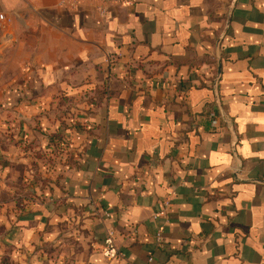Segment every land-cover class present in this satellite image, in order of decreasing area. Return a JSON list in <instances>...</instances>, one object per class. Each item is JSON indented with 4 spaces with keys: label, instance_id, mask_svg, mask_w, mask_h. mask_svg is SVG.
Wrapping results in <instances>:
<instances>
[{
    "label": "crops",
    "instance_id": "crops-1",
    "mask_svg": "<svg viewBox=\"0 0 264 264\" xmlns=\"http://www.w3.org/2000/svg\"><path fill=\"white\" fill-rule=\"evenodd\" d=\"M67 4L0 0V264H264V0Z\"/></svg>",
    "mask_w": 264,
    "mask_h": 264
},
{
    "label": "built area",
    "instance_id": "built-area-1",
    "mask_svg": "<svg viewBox=\"0 0 264 264\" xmlns=\"http://www.w3.org/2000/svg\"><path fill=\"white\" fill-rule=\"evenodd\" d=\"M98 2L102 5H108V4H116V5H127L131 2V0H67V5L70 9H76L77 7H79L81 4L85 3V2ZM103 9L102 7L100 8V12L103 13ZM210 118L213 119L214 115L210 114ZM162 234L161 230H158L156 233V241H160V236ZM112 234L108 233V237L106 240V246L109 247V252L115 254L113 246H112ZM149 261H151V259H149Z\"/></svg>",
    "mask_w": 264,
    "mask_h": 264
},
{
    "label": "trees",
    "instance_id": "trees-1",
    "mask_svg": "<svg viewBox=\"0 0 264 264\" xmlns=\"http://www.w3.org/2000/svg\"><path fill=\"white\" fill-rule=\"evenodd\" d=\"M63 137L57 135V136H52L50 139V142H53V145H59V144H65V141L62 140Z\"/></svg>",
    "mask_w": 264,
    "mask_h": 264
},
{
    "label": "water",
    "instance_id": "water-1",
    "mask_svg": "<svg viewBox=\"0 0 264 264\" xmlns=\"http://www.w3.org/2000/svg\"><path fill=\"white\" fill-rule=\"evenodd\" d=\"M230 13H231V11L229 12V15H228V19H227V22H226V27H227V25H228V21H229V18H230ZM217 68H218V67H217ZM219 76H220V72H219V69H218V71H217V75H216V78H215V80H214V88L216 87V84H217V82H218Z\"/></svg>",
    "mask_w": 264,
    "mask_h": 264
},
{
    "label": "rangeland",
    "instance_id": "rangeland-1",
    "mask_svg": "<svg viewBox=\"0 0 264 264\" xmlns=\"http://www.w3.org/2000/svg\"><path fill=\"white\" fill-rule=\"evenodd\" d=\"M21 187H22V186H21ZM21 190L24 191L25 188H22ZM4 191H5V190H4ZM5 193H7V195H8L9 192H6V191H5ZM26 193H27V192H26ZM2 197H3V198L5 197L4 194H2ZM2 197H0V199H2ZM4 200H5V199H4ZM4 200H3V201H4Z\"/></svg>",
    "mask_w": 264,
    "mask_h": 264
}]
</instances>
